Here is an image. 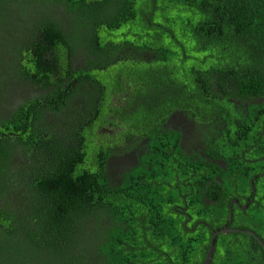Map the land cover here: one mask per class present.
<instances>
[{
    "label": "trees",
    "instance_id": "trees-1",
    "mask_svg": "<svg viewBox=\"0 0 264 264\" xmlns=\"http://www.w3.org/2000/svg\"><path fill=\"white\" fill-rule=\"evenodd\" d=\"M137 28L140 44L119 42ZM6 67L0 264H204L233 209L264 242V0H0V86ZM117 67L137 71L99 77ZM180 110L208 158L162 134ZM119 123L127 141L99 135ZM140 136L153 147L119 193L108 158ZM211 264H264V249L222 234Z\"/></svg>",
    "mask_w": 264,
    "mask_h": 264
},
{
    "label": "flooded vegetation",
    "instance_id": "flooded-vegetation-1",
    "mask_svg": "<svg viewBox=\"0 0 264 264\" xmlns=\"http://www.w3.org/2000/svg\"><path fill=\"white\" fill-rule=\"evenodd\" d=\"M117 37L119 38V33H117ZM121 43H123V42H121ZM80 58H82V57H80ZM78 62H81V60L78 59ZM26 88L27 89L25 90V87H24L23 93H22V91H20V93L23 95L26 94L25 97H27L28 95H34L32 90L28 86H26ZM14 96H15V94H14ZM6 106L8 107V105H6ZM6 106H4V105L2 106V111L7 115H8V113L11 114ZM6 111H8V113ZM119 126L120 127H117L115 125H111V127L108 130H104L105 134L110 131V133H111L110 138L113 139L112 142L114 144L118 140L120 141L122 138H123V140H121V141H127L126 138H127L128 134H126V132H127L126 129L123 130L120 134H118L122 125L119 123ZM162 128H163L162 134H170L171 131L174 132V134L179 138V139L176 138L174 140V142L176 145H178L179 148H181V150H185L188 154L199 153L202 158H208L206 156L205 146L203 145V142L201 141V137H202L204 131H203L202 127L199 124H197L195 121L191 120L185 114V112L180 110L178 112L172 113L168 118L165 119V121L163 122ZM113 133H114V135H112ZM175 135H173V136H175ZM140 139H141L140 143L133 150L126 151V149H122L121 151H119L120 155H116V157L111 156L108 158L107 172H108L109 177L112 179V181L116 182V186L119 190V193H120V191L124 192L126 187H128V184L125 181L126 175L135 171V170H138L140 167L143 166V164H146L144 162V158L149 154V151L153 147L152 140L150 138H145V137L143 138L140 136ZM161 145H163V143H161ZM166 145H170V144L166 143ZM209 161L217 164L218 166H220L222 168H225V167L227 168V163L223 162L222 160H211V159H209ZM147 170L150 172L152 171L153 176H157V171L154 170V168L149 167V169H147ZM216 180L218 182H221L220 178H217ZM254 180H251V182H250L251 187H252V191H255ZM163 181H165V180L158 181L155 178L153 183L156 185H158V184L162 185ZM201 183H202V181L199 182V185H201ZM108 185H110V184H108ZM237 194L239 196H241L239 193H237ZM186 197H187V195H183V201H184L185 205H186ZM235 204L238 205L240 209L246 210L247 206H242V204H240L236 198L235 199L233 198L231 200V202H229L230 209H233ZM174 208H175V211L177 213L181 214L182 212H186L183 214H185L187 217H189V215L187 214V207L183 208V207L177 206ZM233 212H234V209L230 213L229 223L226 226V227H230L231 229H235V228H232L233 215H234Z\"/></svg>",
    "mask_w": 264,
    "mask_h": 264
},
{
    "label": "rangeland",
    "instance_id": "rangeland-1",
    "mask_svg": "<svg viewBox=\"0 0 264 264\" xmlns=\"http://www.w3.org/2000/svg\"><path fill=\"white\" fill-rule=\"evenodd\" d=\"M122 29H124V27L122 28ZM141 32H142V30L140 29V28H137V29H135V31H134V34H131V35H129L125 40L122 38V39H120L121 40V42H125V41H128V42H130V43H134V44H140V41H139V35L141 34ZM107 33L108 32H105L104 33V36H105V39H107L108 41H112V42H117L118 41V39L116 40V35L115 34H113V33H108V36H107ZM14 34V33H13ZM13 34L11 35V36H13ZM120 42V41H119ZM190 43V42H189ZM191 45H192V43H190ZM194 57L195 58H199L200 57V55L198 54V53H194ZM195 61H198V60H194V61H190V62H188V66H195V65H197V63L195 62ZM120 66V64H118V67ZM115 68V69H113V70H111L108 74H103V75H99V77L100 78H102L103 80H104V82H109L110 80L111 81H113V79H114V76L116 75V70H118L119 71V73H127V72H130V69H134V71H137V69L136 68H130V69H128V71H125L123 68ZM6 70H7V67L5 68V71H4V74L6 75L7 74V72H6ZM5 75H2V76H4L3 78H5ZM3 78H1L2 79V81H1V83H2V85L0 86V104L3 106H5V104H4V102H3V97L6 95V97L7 96H9L8 94L9 93H11L14 89H15V87L16 86H14V87H12L11 86V83L12 82H14V81H16V79L13 77H9L8 76V74H7V76H6V78L5 79H3ZM165 87L167 88V89H169V90H172V86L171 85H165ZM12 100L14 101V99L12 98ZM17 100V99H16ZM76 104H77V107L78 106H81L83 103H82V101H80V102H76ZM0 105V106H1ZM86 107V106H85ZM76 108V107H75ZM7 113H8V111H6ZM2 113L3 114H5L3 111H2ZM75 116H76V112H67L66 113V115L64 116H61L59 119H62V118H75ZM98 133H99V135H102V133H104V131H98Z\"/></svg>",
    "mask_w": 264,
    "mask_h": 264
},
{
    "label": "water",
    "instance_id": "water-1",
    "mask_svg": "<svg viewBox=\"0 0 264 264\" xmlns=\"http://www.w3.org/2000/svg\"><path fill=\"white\" fill-rule=\"evenodd\" d=\"M231 233H245V234H249L251 236H253L256 241L263 247L264 249V242L253 232L251 231H244V230H239V229H231L230 227H226L225 229H222L220 231H217L213 234L212 236V241H211V246H210V250L208 252V255L206 257V260L204 262V264H211L214 253H215V240L218 236L222 235V234H231Z\"/></svg>",
    "mask_w": 264,
    "mask_h": 264
}]
</instances>
